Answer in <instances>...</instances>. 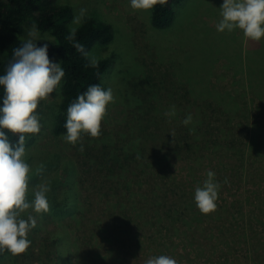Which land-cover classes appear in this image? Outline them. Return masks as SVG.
Segmentation results:
<instances>
[{"label":"trees","instance_id":"1","mask_svg":"<svg viewBox=\"0 0 264 264\" xmlns=\"http://www.w3.org/2000/svg\"><path fill=\"white\" fill-rule=\"evenodd\" d=\"M182 1L167 0L165 4H156L150 10L152 28L167 30L174 22L175 6ZM74 18L71 5L60 0H0V75L4 74L13 49L29 39L27 33L33 23L43 34L38 44L51 41L48 42L49 57H56L64 69L59 110L52 125L55 136L66 134V110L78 95L92 84L104 88V74L110 64L109 58L102 57L97 59L98 67L89 66V51L95 44L107 45L112 41V24L89 14H85L79 24L74 23ZM72 28L76 33L74 39L69 40L67 37ZM77 42L84 46L87 56L76 50L74 44ZM2 95L3 89L0 88ZM185 96L163 103L158 98L130 95L125 101L126 117H130L137 127L134 129L130 125L127 134L121 133L119 147L110 142L103 145L104 150L93 152L96 155L92 163L97 161L95 167L102 180L100 190L106 188L107 192L102 193L103 200L98 201L104 205L103 210L91 216L95 230L84 232L79 241L76 236V241L72 242L74 256L69 260L74 258L73 264H124L125 255L130 250L134 255L139 251L146 256L143 264L151 256L159 255L178 260V243L188 241L194 245L198 231L200 234L207 228L225 239L224 245L229 253L234 244L245 243L248 239L246 230L229 235L238 222L236 218H226L221 208L216 207L207 214L197 208L194 192L197 186L203 185L207 175L198 174V179L186 182L174 174L171 160L174 157L185 159L190 170H194L193 164L205 155L216 156L220 151L233 153L232 156L238 158L234 176L244 175L246 180L256 179L264 186V134L259 123L249 119V106L244 99L234 98L226 91L212 92L207 86L196 84L186 90ZM155 97L156 94L151 95V98ZM173 105L176 115L168 118L164 114ZM188 114H191L193 123L185 126L182 121ZM152 123L153 128L150 127ZM191 128L195 130L190 131ZM5 131L15 144L19 134ZM90 143L86 147L96 150L95 144ZM221 159L218 158V164ZM215 170V178L222 186L225 179L220 178ZM217 171L221 173L220 169ZM45 180L43 184L50 188L46 194L50 202L48 212H41L44 218L49 214L61 221L69 216L79 222L81 209L73 208V203L69 205L70 198L66 194L74 196L75 190L69 188L63 201H57L61 188L53 179ZM92 181L98 189L99 177H93ZM33 192L28 190L29 200L33 199ZM59 224L64 228L52 231L47 238L54 246L55 264H61L59 260L65 253L61 242L71 244L69 230L65 224ZM251 233L254 238L257 230ZM259 241L250 243L249 256H262L258 251ZM9 253L7 249L0 250V264ZM236 253L233 255L237 256Z\"/></svg>","mask_w":264,"mask_h":264},{"label":"rangeland","instance_id":"2","mask_svg":"<svg viewBox=\"0 0 264 264\" xmlns=\"http://www.w3.org/2000/svg\"><path fill=\"white\" fill-rule=\"evenodd\" d=\"M60 1L71 5L74 17L84 9V15H95L112 24V41L107 45L95 44L89 51V57L96 60L109 58L110 64L103 82L104 88L112 89L114 101L107 105L106 115L101 122V135L93 138L82 134L73 145L65 141L64 135L55 136L52 133L61 100V84L59 96L53 93L40 100L37 109L40 132L27 134L25 141V159L31 166L28 190L35 191L45 183L46 178L53 179L61 188L57 201H63L69 188L75 190L74 196L66 194L70 198L69 205L73 203V208L81 209V213L77 212L79 222L69 216L61 221L49 214L44 218L42 213L26 210L23 218L27 219L31 214L36 220V227L27 237L31 245L24 253L14 255L10 252L3 264H55L54 246L47 238L52 231L62 227L60 222L69 230L71 244L64 245L60 241L65 253L59 263L73 264L74 258L69 260L70 256H74L72 242L76 241V236L79 241L84 232L95 230L91 216L103 210L104 205L98 201L103 200L102 193L107 192L106 188L100 190L102 180L95 167L97 161L92 163L96 155L93 152L104 150L103 145L110 142H115V147H119L121 133L127 134L130 125L134 129L137 127L130 117H126L125 101L130 95H144L145 99L154 100L158 98L164 103L181 95L186 97V90L192 84L207 86L212 92L226 91L234 98L246 100L249 119L251 122L257 121L264 134V38L260 42L253 41L245 37L240 29L218 32L216 25L221 19L219 7L223 0H183L175 6L174 22L167 30L153 29L150 11L132 9L130 0ZM41 37L43 34L40 33ZM52 59L58 61L56 57ZM154 94L156 97L151 98ZM88 143L95 144L97 149L91 151L86 147ZM232 155L224 151L216 156L205 155L197 164H193L194 170H190L187 160L172 158V171L186 182L190 180V183L191 179H198V174L204 176L206 171L215 169L220 178H227L228 182L222 183L215 203L226 218L237 219L238 223L233 225L230 236L243 230L249 233L245 243L234 244L229 253L224 245L225 239L219 238L215 231L208 228L200 234L198 231L194 245L188 241L178 243L180 256L177 264H228L229 260V264H264V186L256 179L234 176L238 158ZM220 157L221 164H218ZM253 164L255 166L256 162ZM93 177H99L98 189L94 186ZM255 230L257 235L252 238L251 231ZM257 240H260L257 246L262 256H249L250 243ZM195 248L201 250L196 251ZM235 252L237 256L233 255ZM136 253L134 255L131 250L128 251L124 264H143L146 256L139 251Z\"/></svg>","mask_w":264,"mask_h":264},{"label":"clouds","instance_id":"3","mask_svg":"<svg viewBox=\"0 0 264 264\" xmlns=\"http://www.w3.org/2000/svg\"><path fill=\"white\" fill-rule=\"evenodd\" d=\"M158 3L165 4L167 0H130L134 10L150 11ZM219 9L221 19L216 25L218 32L240 29L245 37L253 41L260 42L264 38V0H223ZM84 12L81 9L74 23L81 22ZM75 33V28L70 29L67 39L73 40ZM27 35L29 39L13 49L5 72L0 75V88L3 89L0 96V250L7 249L14 255L24 253L30 247L31 241L27 237L36 227L34 216L28 214L25 219L22 214L28 209L36 213L49 210L46 194L50 188L47 184L38 186L33 192V199L27 198L31 166L25 159L26 134L40 132L39 102L53 93L60 95L59 88L65 75L60 61L49 57L48 42L51 41L38 44L42 40L34 23ZM74 47L87 56L82 44L77 42ZM89 66L98 67V61L91 58ZM113 101L111 88L89 85L67 107L65 141L75 145L82 134L99 137L107 105ZM164 115L175 117V106H171ZM182 123L185 126L192 124L191 114ZM5 130L19 134L15 144ZM206 175L203 185L196 187L193 197L197 208L204 214L216 209L215 201L221 186L213 171L209 170ZM224 182H228L227 178ZM145 264L177 262L170 256L159 255L148 258Z\"/></svg>","mask_w":264,"mask_h":264}]
</instances>
